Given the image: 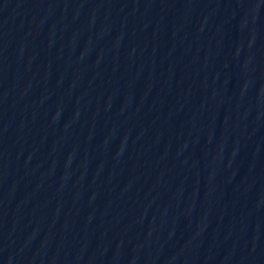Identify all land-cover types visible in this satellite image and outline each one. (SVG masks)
Returning <instances> with one entry per match:
<instances>
[{
	"label": "water",
	"instance_id": "1",
	"mask_svg": "<svg viewBox=\"0 0 264 264\" xmlns=\"http://www.w3.org/2000/svg\"><path fill=\"white\" fill-rule=\"evenodd\" d=\"M0 264H264V0H0Z\"/></svg>",
	"mask_w": 264,
	"mask_h": 264
}]
</instances>
